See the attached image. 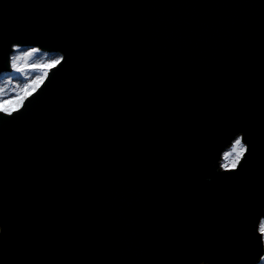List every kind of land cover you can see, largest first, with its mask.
I'll return each mask as SVG.
<instances>
[{
    "label": "water",
    "instance_id": "water-1",
    "mask_svg": "<svg viewBox=\"0 0 264 264\" xmlns=\"http://www.w3.org/2000/svg\"><path fill=\"white\" fill-rule=\"evenodd\" d=\"M16 35L73 60L25 101L34 120L0 136V253L164 264L227 174L223 137L185 172L189 133L222 109L264 112V0H0V46Z\"/></svg>",
    "mask_w": 264,
    "mask_h": 264
},
{
    "label": "snow or ice",
    "instance_id": "snow-or-ice-1",
    "mask_svg": "<svg viewBox=\"0 0 264 264\" xmlns=\"http://www.w3.org/2000/svg\"><path fill=\"white\" fill-rule=\"evenodd\" d=\"M49 38L54 39L55 35L50 34ZM39 40L16 35L0 46L4 65L11 73H39L17 85L9 104L0 105V136L32 122L35 113L25 115L22 111L25 101L37 93L52 69L71 67L73 56L65 48L51 59L34 62L41 49H22L21 45ZM219 137L225 139L227 148L219 157L227 162H221L219 169L227 174L216 175L213 190L198 206L196 226L171 249L164 264H264V171L257 170L258 162L264 159V112L257 114L250 105H241L205 116L186 141L182 167L187 174H198L203 154ZM254 212L261 213L258 224L254 222ZM255 233L258 236L254 240ZM4 241L5 230L0 223V247ZM0 264L21 261H10L0 253Z\"/></svg>",
    "mask_w": 264,
    "mask_h": 264
},
{
    "label": "rangeland",
    "instance_id": "rangeland-1",
    "mask_svg": "<svg viewBox=\"0 0 264 264\" xmlns=\"http://www.w3.org/2000/svg\"><path fill=\"white\" fill-rule=\"evenodd\" d=\"M25 49V48H22ZM38 53L34 57L35 61H42L46 59L53 58L55 53ZM34 75H39V73H25L24 75L13 74L11 72L3 73L0 75V105L9 104L15 97V90L17 85H22L26 78L31 79ZM221 162H227L222 161Z\"/></svg>",
    "mask_w": 264,
    "mask_h": 264
}]
</instances>
